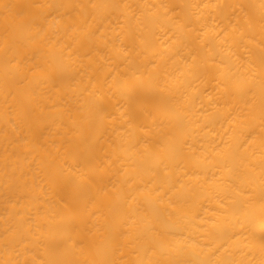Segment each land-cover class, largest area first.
Returning <instances> with one entry per match:
<instances>
[{
  "label": "bare ground",
  "instance_id": "obj_1",
  "mask_svg": "<svg viewBox=\"0 0 264 264\" xmlns=\"http://www.w3.org/2000/svg\"><path fill=\"white\" fill-rule=\"evenodd\" d=\"M0 264H264V0H0Z\"/></svg>",
  "mask_w": 264,
  "mask_h": 264
}]
</instances>
